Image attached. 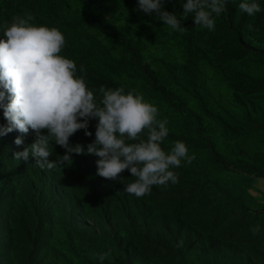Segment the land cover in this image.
I'll return each mask as SVG.
<instances>
[{
    "label": "rangeland",
    "instance_id": "rangeland-1",
    "mask_svg": "<svg viewBox=\"0 0 264 264\" xmlns=\"http://www.w3.org/2000/svg\"><path fill=\"white\" fill-rule=\"evenodd\" d=\"M104 1L110 4L102 11L83 0H0V24H10L12 17L25 14L34 16L32 23L46 26L61 24L70 17L118 54L121 47L114 43V37L93 21L105 12L120 36L138 45L147 61L188 64V72L183 67H170L167 74L174 90L161 97L163 100L149 88L143 90L145 100L158 108V119L168 120L170 132L161 147L169 152L181 138L191 144L189 154L194 153L195 160L190 165L182 161L179 168L170 167L178 173V183L152 186L150 196L156 201L152 205L149 200L145 216L155 226L163 218L166 230L158 239L138 234L132 248L143 252L146 264H264V20L256 23L255 15L246 22L236 20L231 24L225 10L215 17V30L209 31L196 27L190 15L182 21L187 30L181 33L156 19L155 14L137 11L138 0ZM230 1L234 7L242 2ZM186 3L165 0L164 8L179 16ZM250 23L252 30L246 27ZM98 72L77 73L85 76L89 90H95L94 96L99 97L100 86L114 90L126 83L120 81L118 73L105 78ZM96 124V119L90 121L92 136H86L83 129L76 134L92 140ZM140 136L146 140L147 129ZM53 151L52 160L66 150L55 146ZM72 169L73 164L60 170L72 180ZM115 182L122 187V182ZM79 184L85 188L87 183ZM79 204L75 214L86 218V208L98 205L99 200L92 191H85ZM110 224L113 226V222ZM257 224L260 232L253 235L250 229ZM54 233L53 243L36 257L31 250L33 229L18 226L14 240L6 242L3 226L0 264H99L82 262L83 251L62 240L64 231L60 227H55ZM181 239L184 246L176 247ZM58 247L69 249L71 255L61 254Z\"/></svg>",
    "mask_w": 264,
    "mask_h": 264
},
{
    "label": "clouds",
    "instance_id": "clouds-1",
    "mask_svg": "<svg viewBox=\"0 0 264 264\" xmlns=\"http://www.w3.org/2000/svg\"><path fill=\"white\" fill-rule=\"evenodd\" d=\"M165 0H138L137 11L164 22L175 31L187 30L182 21L190 15L196 27L215 30V17L227 8L228 0H187L179 16L164 8ZM238 8L248 16L262 11L257 0H242ZM34 16H14L9 24L0 25V108L7 124H0V137L18 131L17 146L24 144L29 130L35 132V141L23 151L15 153V159H35V166L44 171L64 169L73 164L76 155H94L97 175L110 181L122 182L123 191L136 198L149 195L152 186L167 187L169 182H179L177 172L182 161L190 165L195 154H189L185 142L176 141L169 152L161 142L169 135L167 118L158 119V108L145 100L135 89L125 94V89L100 86L99 97L89 90L84 75L77 76V64L59 53L65 46V36L57 27L36 25ZM252 30L251 24L246 25ZM80 72L86 73L84 65ZM96 119L95 140L85 147L73 145L70 137L83 129L86 136L90 121ZM147 129V139L140 134ZM46 130V131H45ZM133 141V142H126ZM54 144L66 151L55 153ZM130 170L136 179L127 182L121 174ZM253 235L260 232L254 225ZM183 247L181 239L175 245ZM90 258L104 264H115L112 249L89 253Z\"/></svg>",
    "mask_w": 264,
    "mask_h": 264
},
{
    "label": "trees",
    "instance_id": "trees-1",
    "mask_svg": "<svg viewBox=\"0 0 264 264\" xmlns=\"http://www.w3.org/2000/svg\"><path fill=\"white\" fill-rule=\"evenodd\" d=\"M83 1L89 6H98L102 11L110 4L104 0ZM257 2L262 6V11L256 14V23H262L264 0ZM226 11V18L231 24L236 20L240 23L246 22L248 18L253 17L234 7L230 0ZM93 21L101 30L114 37V43L121 47L118 54L113 52L111 45L102 42L96 35L85 32L75 19L69 17L61 24L48 26L57 27L64 34L65 46L61 52L65 58L75 61L77 73L80 72V65H84L87 73L97 70L101 77L105 78L111 77L109 74L118 73L120 81L126 82L121 84L125 94L132 89L143 94V90L149 88L158 100H163L165 94H170L174 90L170 88L171 81L167 74L170 67L176 70L183 67L185 71H191L188 64L157 65L147 61L138 45L131 39L120 36L111 17L105 12L98 14ZM241 37L239 41H242ZM3 38V33L0 32V39ZM88 63L91 65L85 66ZM89 75L93 76V74ZM0 124H7L2 108H0ZM18 135L20 133L14 130L0 137V228L3 226L6 228V234L3 236L5 241L14 240L18 226L30 227L35 232L31 250L36 257H41L46 247L56 238L55 227H60L64 231L62 240L70 247H78L83 251L82 262L99 263L98 260L91 259L89 253H100L110 248L115 264H146L143 252L138 253L139 249L132 248L133 239L138 234H143L146 238L151 236L158 239L162 236V231L166 230L163 227V218L156 226L147 222L145 211L151 205L149 200L152 205L156 201L150 196L151 193L136 198L123 191V183L120 187L115 181L98 176L96 174L98 157L94 155L73 153L72 180L60 169L41 170L35 166L34 158L29 161L17 160L15 153L23 151L36 139L35 132L30 129L24 137V144L17 146L15 139ZM171 136L177 138L176 134ZM172 137L169 140L173 143ZM94 140L95 138L90 140L80 133L70 137L73 145L82 143L85 147ZM177 141L185 142L188 148L191 146L181 138H177ZM55 146L62 149L59 145L54 144ZM131 175L130 170L123 172L127 182H130V178H134ZM79 181L87 183L85 188H82ZM85 191L87 193L92 191L97 195L99 204H90L86 210L83 208L86 211V218H82L75 214V209L80 207L79 198ZM8 197H12L10 201L7 200ZM110 221L113 222V226ZM105 224L111 228L106 227ZM58 249L63 255H71L69 249L62 247Z\"/></svg>",
    "mask_w": 264,
    "mask_h": 264
}]
</instances>
